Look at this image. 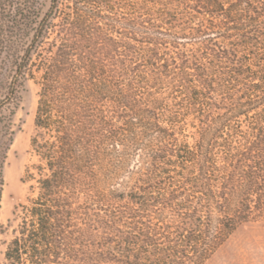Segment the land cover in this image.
Listing matches in <instances>:
<instances>
[{
  "label": "trees",
  "instance_id": "16d2710c",
  "mask_svg": "<svg viewBox=\"0 0 264 264\" xmlns=\"http://www.w3.org/2000/svg\"><path fill=\"white\" fill-rule=\"evenodd\" d=\"M0 0V201L38 86L6 264H204L264 221V0Z\"/></svg>",
  "mask_w": 264,
  "mask_h": 264
},
{
  "label": "rangeland",
  "instance_id": "374dc122",
  "mask_svg": "<svg viewBox=\"0 0 264 264\" xmlns=\"http://www.w3.org/2000/svg\"><path fill=\"white\" fill-rule=\"evenodd\" d=\"M45 6L49 0H42ZM38 84L29 79L21 92L14 118L16 133L3 168L4 186L0 201V264H6L5 252L17 233L22 207L30 194L29 183L21 178L26 167L38 161L31 138L36 133L35 115ZM204 264H264V221L242 224Z\"/></svg>",
  "mask_w": 264,
  "mask_h": 264
}]
</instances>
